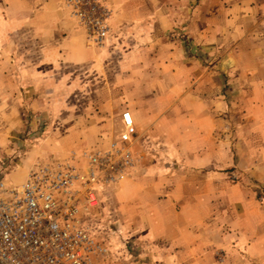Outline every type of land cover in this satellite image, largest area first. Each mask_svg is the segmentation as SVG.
Listing matches in <instances>:
<instances>
[{
    "label": "crops",
    "instance_id": "crops-1",
    "mask_svg": "<svg viewBox=\"0 0 264 264\" xmlns=\"http://www.w3.org/2000/svg\"><path fill=\"white\" fill-rule=\"evenodd\" d=\"M106 1L113 10L108 46L126 50L130 102L121 115L130 111L134 117V149L176 162L174 185L162 198L156 194V174L121 184L131 236L174 264H216L218 246L238 259L226 264H264V195L258 197L264 194V0ZM0 4V17L16 18L14 26L0 19V48L10 44L12 29L30 32L45 57L38 65L84 64L91 68L89 79L102 76L107 50L87 44L63 0ZM141 51L146 55L140 57ZM35 70L14 77L0 69V97L12 96L22 105L24 94L35 91L28 85ZM19 80L30 87L26 93ZM17 174L23 181L27 167ZM215 177L228 188L223 190L230 216L221 226L225 233L216 236L219 224L212 222L213 233L204 236L187 216L198 213L199 178H206V190L215 193ZM211 209L203 212L209 215Z\"/></svg>",
    "mask_w": 264,
    "mask_h": 264
},
{
    "label": "rangeland",
    "instance_id": "rangeland-1",
    "mask_svg": "<svg viewBox=\"0 0 264 264\" xmlns=\"http://www.w3.org/2000/svg\"><path fill=\"white\" fill-rule=\"evenodd\" d=\"M0 19L3 24L12 26L16 21L10 13ZM7 40L10 44L0 48V69L5 70L7 76L14 77L28 74L29 68L37 67V70L32 71L34 80H28V85L34 86L35 91L32 96L24 94L22 105L15 103L12 96L8 95L5 99L0 97V104H5L0 106V178L6 176L5 179L12 185L19 184L25 179L20 182L18 178L17 172L21 168L27 167L28 174L36 162L51 156L63 158L83 148L107 147L119 138L124 127L121 110L130 102L127 96L126 60L122 57L126 50H122L120 44H111V47L107 44L104 47L109 58L103 65L102 76L94 80L93 77L89 79L92 72L88 65H38L45 57L39 44L36 41L33 43L30 32L17 33L12 29L7 33ZM145 55L141 51L140 57ZM19 58L24 60L17 63ZM6 83L10 85V80ZM18 84L23 86L26 93L27 82L19 80ZM152 140L160 142L156 136ZM140 155L136 170L103 192L102 208L91 217L94 228L109 249L105 255L96 258L94 264H174L173 260L168 261L153 254L152 249L141 241L143 239H133L129 226L132 221L121 209V205L128 200L121 184L127 180L138 184L141 179L156 174L153 181L155 179L157 182L156 194L160 198L174 185L176 178L172 169L175 161L166 160L162 153L158 156L150 154L143 147ZM151 166L154 168H149ZM233 178L238 179L235 175ZM198 183V213L187 217L197 221L200 235L213 233L209 232L212 222L219 224H214L215 235H222L226 231L225 227H221L223 220L230 216V213H226L230 202L223 190L228 188L222 185L218 177L214 178L215 188L218 189L215 193L206 190V178H199ZM262 195L260 193L258 197L261 199ZM207 206L212 207L209 215L203 212ZM216 243L221 245L220 242ZM228 250L225 246L216 248L213 257L216 264H226L229 259L235 261L231 263H238V259L228 258Z\"/></svg>",
    "mask_w": 264,
    "mask_h": 264
},
{
    "label": "built area",
    "instance_id": "built-area-1",
    "mask_svg": "<svg viewBox=\"0 0 264 264\" xmlns=\"http://www.w3.org/2000/svg\"><path fill=\"white\" fill-rule=\"evenodd\" d=\"M89 46L104 48L113 10L106 0H63ZM107 147L83 148L36 162L24 181L0 178V264H94L109 250L92 224L103 192L139 164L130 111Z\"/></svg>",
    "mask_w": 264,
    "mask_h": 264
}]
</instances>
